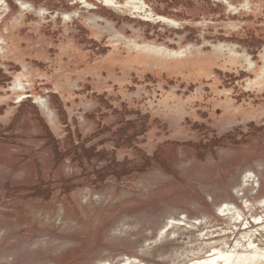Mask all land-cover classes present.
Listing matches in <instances>:
<instances>
[{
    "label": "rangeland",
    "instance_id": "obj_1",
    "mask_svg": "<svg viewBox=\"0 0 264 264\" xmlns=\"http://www.w3.org/2000/svg\"><path fill=\"white\" fill-rule=\"evenodd\" d=\"M139 1L173 24L98 0H2L0 264L264 251V0ZM132 43L187 57L109 67Z\"/></svg>",
    "mask_w": 264,
    "mask_h": 264
},
{
    "label": "flooded vegetation",
    "instance_id": "obj_2",
    "mask_svg": "<svg viewBox=\"0 0 264 264\" xmlns=\"http://www.w3.org/2000/svg\"><path fill=\"white\" fill-rule=\"evenodd\" d=\"M19 5L21 7V10L25 13V12H29L30 8L32 7V5L37 1H41V0H35L33 2H30L29 0H24L23 2L18 0ZM76 3H81L84 4L85 6L89 5V1L91 0H74ZM98 1H102L101 3L104 4L105 7L107 8H111L117 11H127V12H131L133 14H138L141 15L143 20L147 21V22H158V23H163V24H173V20L168 19L166 17H162V16H158L156 15V13L154 14V12H152L151 10L147 9V6L145 4V2L139 1V0H126V2L124 4H122L120 1L118 0H98ZM4 5V2H2V0H0V6ZM45 12V10H40L39 14L43 15ZM66 19H69V16H65ZM0 42L3 44L5 43V40L0 38ZM134 49L137 51L136 55H131L128 54L126 57H122L121 54H114L109 60H107L109 67H111L112 69L114 68V66L118 63H123L124 65H131V64H135V63H142V54H148V55H157V57L160 58H169L171 59H176V60H181L186 58L187 56V51H172V50H168L166 48H161V47H154V46H150V45H137L135 43L131 44ZM127 47H128V43H127ZM3 48H0V53L3 52ZM73 53L76 54L77 50L76 49H72ZM77 55V54H76ZM121 57L123 58V61L121 60ZM183 61V60H181ZM192 61V60H190ZM198 61V60H195ZM176 66H173L174 70L177 71H181L182 72V63H178L175 64ZM209 65V63H208ZM213 63L211 61V65L209 69H200V73H203L205 75L210 74L212 72V68H213ZM99 69V67H98ZM25 87L24 85H22V83L20 81H17V84H15L14 87V91L15 90H20V91H24ZM21 98L23 97H19V99L21 100ZM36 102L41 105V107L50 115V117L53 119V114L46 102V100H44L43 98H37Z\"/></svg>",
    "mask_w": 264,
    "mask_h": 264
},
{
    "label": "bare ground",
    "instance_id": "obj_3",
    "mask_svg": "<svg viewBox=\"0 0 264 264\" xmlns=\"http://www.w3.org/2000/svg\"><path fill=\"white\" fill-rule=\"evenodd\" d=\"M153 55L157 56L155 54ZM252 179L253 175L251 173L245 177L246 182L252 181ZM251 247L252 244H250L249 248ZM230 253L224 251L223 249L215 248L206 257L191 260L187 264H257L260 260L264 261V251H261V249H256L253 252H249L248 249H244V251L239 254L237 253L235 256L230 255ZM210 256L213 257L208 259Z\"/></svg>",
    "mask_w": 264,
    "mask_h": 264
}]
</instances>
